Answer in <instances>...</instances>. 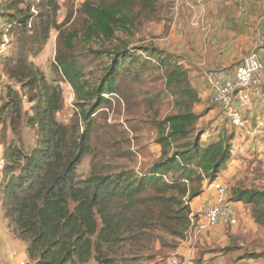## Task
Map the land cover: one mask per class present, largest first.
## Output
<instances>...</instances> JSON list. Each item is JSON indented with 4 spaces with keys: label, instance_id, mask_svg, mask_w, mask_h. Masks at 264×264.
<instances>
[{
    "label": "trees",
    "instance_id": "1",
    "mask_svg": "<svg viewBox=\"0 0 264 264\" xmlns=\"http://www.w3.org/2000/svg\"><path fill=\"white\" fill-rule=\"evenodd\" d=\"M20 2L0 0V45L5 32L12 31L20 46L2 59L5 74L19 87L6 86L0 126L9 125L14 135L21 126L28 127L34 144L26 148L16 139L2 141L0 207L8 226L25 243L33 264H87L91 259L97 264L161 263L185 237L190 203L202 192L203 182L217 180L230 164L234 133L224 127L215 133L198 128L201 115L191 106L200 97L189 69L175 54L128 40L157 16V0H87L80 9L82 27L67 34L55 19L56 0L39 5L46 9L40 11L45 16L40 24L38 15ZM50 28L60 40L63 34L67 51H58L53 68L74 94L77 113L69 124L56 116L63 108L61 87L29 61L25 48L32 37L46 39ZM76 39L98 45L91 49L101 59L98 72L87 70L72 53ZM154 68L174 98L171 113L150 118L158 157L140 171L98 167L92 154L96 111L114 100L125 101L126 84L141 81ZM88 154L90 173L82 177L77 167ZM229 194V200L248 204L254 219L264 225V190L232 187ZM252 254L264 258V252Z\"/></svg>",
    "mask_w": 264,
    "mask_h": 264
},
{
    "label": "rangeland",
    "instance_id": "2",
    "mask_svg": "<svg viewBox=\"0 0 264 264\" xmlns=\"http://www.w3.org/2000/svg\"><path fill=\"white\" fill-rule=\"evenodd\" d=\"M85 1L87 0H56L57 12L55 19L57 23L62 24L63 34L82 27L84 16L81 14L80 9ZM257 1L259 4H256ZM192 2L194 3V0ZM238 2H241L246 10V14L240 17L242 21L249 18L257 20L260 14H264V0H237L235 5ZM42 3H46V0H21L20 7L29 6L31 8L30 12L38 15L36 23L40 24L45 19L40 11H46V9L39 8ZM157 3L159 7L157 16L145 21L134 36L128 40L134 46H155L167 53L175 54L182 64L184 62L190 63L193 66L189 73L191 84L198 92L199 97L201 94L200 101L191 106L192 111L201 115L198 128H208L206 133H215L218 129L224 127L228 132L232 131L235 136L232 142L233 158L223 172V184L227 191L229 216L220 218L218 226L209 230L210 233L197 235L193 242L197 243L194 245V258H191L190 255L180 254L177 247L173 251L166 252L164 260L161 263L157 261V263L168 264L166 258L175 254L179 258L180 264H202L201 262H207L206 259H209V257L212 261L210 264H264V258L252 256V253L264 252V225L258 224L254 219L248 204L229 200V191L232 187L264 190V105H260V100L258 101L250 93L251 104L249 108L242 107V104H240L242 114L248 120L249 126L247 130L243 131L235 129L224 110L212 103L211 94L206 83V73L211 69L219 68H211L207 65L196 66L195 63L207 60V57L205 55H193L190 50L176 46L177 35L181 32L179 28L180 17L188 12L186 1L157 0ZM189 10L192 11V8H189ZM259 28L262 34L263 29L260 25ZM177 30L179 31L177 32ZM5 33L6 35L3 36L0 45V107L5 98L6 86L19 87L14 80L9 79L5 74L2 59L11 55L14 50L20 49V46L15 40L14 32L8 31ZM63 34L60 40L58 39V31L50 28L46 39L36 40L35 37H32L25 48H27L29 61L44 73L48 81L56 80L61 87L63 108L56 116L60 122L69 124L76 119L77 108L74 94L70 85L59 77L53 68L58 51L60 53L67 52L62 40ZM120 37V39L127 40L125 36ZM97 47L96 43L88 46L76 39L73 43L72 53L86 66L87 70L98 72L101 59L95 57L91 51V49ZM260 58L264 60L263 54ZM235 64H229L223 69L232 75ZM160 75L161 72L155 68L146 71L141 81L126 84L125 101L114 100L110 107L96 111L94 117L96 135L92 154L97 156L95 162L98 163V167L123 166L140 171L147 168L158 157L160 148L155 143L156 130L151 124L150 118L157 112L160 116L171 113L174 101V98L165 91L163 79ZM260 96L264 98V88ZM148 102L150 103L148 104ZM28 105L25 103V107ZM260 122L263 124L262 127H258ZM109 125H115V127L107 128ZM206 137L207 134L202 135V140L204 141ZM4 138L7 140L16 139L18 143L23 144L26 148L34 144L33 131L28 127L21 126L19 135H14L9 125L0 126V165L3 164L2 141ZM102 155L106 158H103ZM91 159L92 155L89 154L83 157L81 164L77 167V173L80 176L86 177L89 175ZM1 181L0 167V187ZM230 202L236 203L234 206H230ZM244 213H247V218L244 217ZM201 236H205L207 240L200 243L199 238ZM190 245L192 243L189 244V247H191ZM13 252L16 253L15 256H13ZM20 261H23L24 264H33L26 256L25 243L20 241L14 230L8 226V220L0 207V264H19ZM139 263L150 264L153 262L141 261ZM87 264H97V262L91 259ZM117 264H132V262L129 260L117 261Z\"/></svg>",
    "mask_w": 264,
    "mask_h": 264
},
{
    "label": "crops",
    "instance_id": "3",
    "mask_svg": "<svg viewBox=\"0 0 264 264\" xmlns=\"http://www.w3.org/2000/svg\"><path fill=\"white\" fill-rule=\"evenodd\" d=\"M185 1L188 12L180 17L179 28L181 32L177 35L176 46L178 48L184 47L190 50V53L193 55H205L207 57V60L205 59L199 63H195L196 66L207 65L211 68L223 69L229 64H237L243 55L251 49L254 38L261 33L255 18V23H253L254 20L251 18L247 19L248 22L247 20L242 21L236 14L237 5L240 4L244 7L241 2L235 5V1L237 0H194V3L192 0ZM256 4H259V2L257 1ZM189 8H192V11H190ZM178 31L179 30H177V32ZM262 54L264 56V47L259 51V58ZM260 60L264 63V60L261 58ZM187 63L188 62H184L183 66L187 67L191 72L193 66ZM255 98H257L258 101L260 100V105H264V98L261 96H255ZM236 106L239 107L240 110L242 109L238 102H236ZM215 181L223 184V174ZM216 195L217 192L214 187L211 186V183L204 181L202 184V192L190 203L191 214H196L201 211L204 206L212 203ZM235 203L236 202H230V206H234ZM244 217L247 218V213H244ZM218 224L219 222L215 227L204 231L203 234L210 233L208 231L216 228ZM203 240H207L205 236L199 238L200 243ZM189 244L188 242L180 241L178 244V251L182 255H190L191 258H194V245L197 243H192V245H190L191 247H189ZM210 259L211 257L206 259L208 260L207 262L202 261L201 263L210 264L212 262Z\"/></svg>",
    "mask_w": 264,
    "mask_h": 264
},
{
    "label": "built area",
    "instance_id": "4",
    "mask_svg": "<svg viewBox=\"0 0 264 264\" xmlns=\"http://www.w3.org/2000/svg\"><path fill=\"white\" fill-rule=\"evenodd\" d=\"M236 14L239 17L245 15L242 5H237ZM257 23L263 29L262 34H264L263 13L258 16ZM262 34L257 35L251 49L235 65L232 75L225 69H211L206 73V83L211 91L212 103L224 110L235 129L242 131L247 130L249 122L243 116L240 108L236 106V102L249 107L251 104L250 93L259 97L264 88V63L259 58V49L264 46V35ZM262 126L261 122L258 123V127ZM211 186L217 192L215 200L204 206L199 213L190 214V226L181 241L193 243L197 235L215 227L220 218L228 215L229 206L224 185L221 182L213 181ZM15 254L13 252V256ZM166 262L180 264V260L175 254L168 256ZM19 264H24V262L20 261Z\"/></svg>",
    "mask_w": 264,
    "mask_h": 264
}]
</instances>
